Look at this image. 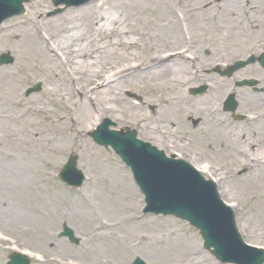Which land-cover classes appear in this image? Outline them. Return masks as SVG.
Instances as JSON below:
<instances>
[{"label": "rangeland", "instance_id": "rangeland-1", "mask_svg": "<svg viewBox=\"0 0 264 264\" xmlns=\"http://www.w3.org/2000/svg\"><path fill=\"white\" fill-rule=\"evenodd\" d=\"M54 1L31 0L24 6L23 15L9 19L0 27V55L8 53L13 59L10 65L0 66V111L8 116L0 124L4 126L0 129V163L3 154L11 157L16 163L13 166L22 171L23 182L31 193L25 190L16 200L11 190L0 188V234L7 239L0 240V264H6L12 252L28 253L30 264H50L40 261L42 256L48 255L67 256L70 257L68 262L75 260L76 264H131L136 258L146 264H218L203 249L198 231L186 222L169 216L142 215L143 196L133 182L129 168L110 148L95 144L89 135L105 119L113 123L110 130L128 128L137 133L138 139L153 144L154 140L150 136L145 137L144 133L155 123L164 124L165 127L168 125L167 130L171 134L166 137L171 138V141L166 144L178 154L182 155V150L189 149L188 152L200 160L219 164L226 177L222 185L218 181L217 189L229 193L220 196L226 204L232 206L239 233L245 242L264 248V196L254 190L257 182L264 184V172L254 167L256 163L248 159V155L259 156L261 153L247 146L245 153L235 155L232 148L221 149L213 140V145H203L205 137L201 131L205 121L203 123V115L194 105L209 95L211 99L220 101L221 106L232 92H236L235 98L241 100L246 95L244 87L238 88L232 83L242 78L239 72L242 69L235 71L232 74L234 77L227 78L213 72L212 68L243 59L246 50H260L262 47L264 50V0H152L157 1L159 8L165 9L167 2H170L171 8L179 10L177 17L181 19V24L184 19L183 36L181 32L179 36L169 33L168 29L173 28L172 25H179L178 20L171 15L161 16L159 9L151 12L148 10L149 5L147 11L128 9L121 7L122 3L113 5L112 0H106L109 3L104 5L103 11L116 18L122 15L131 24L137 23L139 28L138 33L130 36L138 43L137 47L131 49L132 53L116 51L106 59L113 67L123 65L127 55L132 60H144L146 55L157 48L178 49L185 40H189L194 60H182L180 63L193 74L195 72L192 67L200 69V74H196L194 79L197 84L186 90V103L195 109L186 107L182 113L174 111V107L166 105L167 98L160 92L161 86L156 87L157 80L143 83L140 78L145 71H137L119 81L120 85H124L121 99L125 104V115L120 117L121 120L104 115L97 126L80 130L72 136H66V133L55 127L64 117L60 105L69 104L72 99L69 82L57 60L49 56L40 58V53L44 52L35 50L36 45L41 49L37 43L31 44V28L25 25V20L41 15L44 21H51L48 29L57 31L58 34L53 37L59 38L65 25L80 21L83 16L79 13L81 8L98 4L101 0L68 8L59 15L47 17L54 10ZM178 2L188 4L181 6ZM124 3L129 2L124 0ZM207 3L215 4L208 7L213 8V11L190 15L191 8H199ZM222 3H227V7L232 9L230 14L222 13ZM147 19L153 25H147ZM233 26L234 29L229 28ZM10 34H20L21 38L29 36L30 39L22 44L15 41L13 48ZM190 72L184 71L183 75L189 78ZM37 84L40 85L39 91L26 96L28 89ZM205 84L208 85L206 94H190V90ZM56 90L57 94L54 92ZM75 97L79 99L81 94ZM17 102L20 103L18 106ZM243 103L239 107L240 111L255 110L246 108ZM181 122L186 123L187 127ZM152 132L157 135L154 126ZM27 133L37 134L39 140L31 141ZM187 138L193 139V143H187ZM166 144L164 150L169 154L171 151ZM71 156H77L76 166L86 177L78 190L66 187L58 178ZM245 168L249 170L246 169L242 176H238L237 172ZM11 180L15 184L16 179ZM130 186L131 191L128 189ZM27 214L40 218L46 214L48 218L29 223L26 217H22ZM134 215L136 219L132 218ZM82 219L87 221L83 222ZM108 222L115 224L116 230L102 231V238L90 240L93 226L97 223L106 225ZM31 225H37V231L42 234H25L26 227ZM62 225L73 231L74 237L78 239L76 243L59 237ZM242 225H245V229L241 228ZM112 235H116L120 241L119 245L113 243L117 250L110 255L102 244L103 240H109L108 236ZM129 245L132 246L126 247Z\"/></svg>", "mask_w": 264, "mask_h": 264}, {"label": "bare ground", "instance_id": "bare-ground-1", "mask_svg": "<svg viewBox=\"0 0 264 264\" xmlns=\"http://www.w3.org/2000/svg\"><path fill=\"white\" fill-rule=\"evenodd\" d=\"M127 1L129 3H124V0H112L111 2L113 5L122 3L121 7L128 9L134 8L135 10L140 11H147L148 5V10L151 12H156L159 9L161 16L171 15L178 20L179 25H172L173 28H170V30L168 29L169 33L174 36H179L180 32L182 33L184 19H182L181 24V19L177 17L179 10L171 8L170 2H167L165 9H162L159 8L157 1L147 0L149 2L144 1L145 3L141 0ZM106 3V0H101L98 4H90L81 8L79 13L83 16L80 17V21L65 25L63 31L59 30V32L61 31L59 33V38L53 37V35L58 34L57 31H54L52 28L51 30L48 29L51 21H44L41 15L29 17L25 20V25L31 28L30 34L32 37L30 38L34 41H31V44L35 45L37 43L38 46H41V49H38L36 45L35 50H43L44 52L40 53V58L44 59L46 56H49L51 59L57 60L61 71L69 82L68 89L72 94V99H70L69 104L64 103L60 105L64 117H62V120L59 123L55 124L56 129L60 130L62 133H66V136H72L83 129H92L99 124L101 117L104 115H109L120 121V117L125 115V104H123L121 99L124 85H120L119 81L121 78L127 77L137 71H145L140 78V81L143 83L149 84L156 82L157 80L156 87L161 86L160 92L165 98H167L166 105L174 107V111L182 113L186 107L195 109V107L192 108V106L190 107L186 103V90L197 84L194 79L200 74V69L198 70L196 68V70L195 67H192V71L195 72L193 74V72H190L189 68L186 69L185 65L180 63L182 60L186 61L193 57V55L191 57L189 51H187V53H181L183 52L181 50L189 47V40H185L182 43L183 45L178 49H176V47L157 48L149 55H146L144 60H132L130 56L127 55L125 58L127 61L123 65L113 67L112 64H108L109 61H106V59L112 57L116 51L123 50L126 54L132 53L133 51L131 49L137 47L138 43L130 36L138 33L139 28L137 27V23L131 24L127 19H123L122 15L116 18L115 15L103 11V7ZM177 4L186 6L188 3L178 2ZM226 4L227 3L220 4V9L224 15H228L232 12V9L228 8ZM212 6H215V4L207 3L199 8H191L189 13L190 15L195 16L194 14L211 12L214 9L208 7ZM229 6L232 7L231 4ZM146 24L153 25V22L150 19H147ZM82 26L83 29L81 28ZM245 26L249 27L248 24ZM229 28L234 29L235 26ZM19 35L20 34H12L10 36V43L14 45L13 48L15 47V41L22 44L21 42H27L26 40L29 38V36L21 38L22 35ZM164 35L166 37L167 33ZM191 43L193 42L191 41ZM187 70L191 73L189 78H186L183 75L184 71L186 72ZM54 92L56 94L58 93L57 90ZM79 93L81 94V98L77 99L75 96ZM210 97L211 95L194 104L196 105V110L203 115V120L207 123V126L209 128H214L211 129L212 132L209 134L212 133V136L216 137L215 143H218L221 149L232 148L235 155L245 153V148L250 144V137L241 130L230 127L225 128L224 126L227 123V119L220 109V101L211 99ZM252 99H254V97L250 96V99L248 100L247 98L246 100L250 101ZM18 104L20 103L17 102L16 105L18 106ZM126 107L129 108L128 105ZM7 118L8 116L0 111V124L2 120H6ZM181 124L186 125L187 127L186 123L181 122ZM153 126L157 135L152 132ZM153 126L149 127L147 133H144L145 137L150 136L152 140H154V144L164 147L165 143L161 139V136L171 134V131L167 130L168 125L165 127L164 124L155 123ZM3 127L4 126L0 125V129ZM5 128L8 127L5 126ZM27 134L31 141L39 140L37 134ZM256 151L261 153L260 149ZM251 157H253V154L250 156L248 155V158ZM1 158L0 188L6 187L11 190V192L14 193V198L17 200L19 195H23L22 192L28 190L25 182H23L22 171L17 169L16 166H13L16 163L11 160V157L8 155L3 154ZM197 168L202 170L200 166ZM261 168L263 169L264 167ZM12 178L16 179L17 182L14 181L15 184H12ZM223 181L224 179L221 178V185ZM128 189L131 191V186L128 187ZM254 190L256 191L255 193L258 192L260 195L264 196L263 183L257 182L254 184ZM226 192L227 191L224 189L219 190L221 196L229 195V193L227 194ZM28 193L31 194L29 190ZM238 209L237 206L236 210ZM22 217H26L25 220L29 223L32 221H42L48 218L46 214H44V218L43 216L40 218L39 216L34 217L28 214L22 215ZM132 218L136 219L137 216L134 215ZM82 220L83 222L87 221V219ZM29 223H27V225H29ZM33 227L34 226L26 227L27 230H25L24 233H35L34 235H37L38 233H40V235L42 234L41 231H37L39 230L37 225H35L34 228ZM241 228L245 229V225H242ZM105 230H116V225L109 222L106 225L95 224L89 235L90 240L95 241L96 239L102 238L104 235L102 231ZM105 236H107V234H105ZM108 238L109 240L106 239L108 243H106V240H103L102 246L105 247L110 255H113L117 250V247L114 246L113 243L119 245L118 242L120 240L116 235L108 236ZM130 246L132 245L126 247ZM41 258V262L50 264L77 263L75 260L68 262L70 257L63 255H48L46 257L42 256ZM78 264L84 263L80 262Z\"/></svg>", "mask_w": 264, "mask_h": 264}, {"label": "water", "instance_id": "water-1", "mask_svg": "<svg viewBox=\"0 0 264 264\" xmlns=\"http://www.w3.org/2000/svg\"><path fill=\"white\" fill-rule=\"evenodd\" d=\"M30 0H0V24L23 13V3ZM88 0H81L82 3ZM60 3L56 2L55 5ZM66 6L72 1L63 0ZM13 62L9 54L0 56V66ZM40 85L26 92H38ZM110 122L104 120L97 131L90 134L100 146H111L134 174L145 196V212L171 215L189 222L199 230L204 248L221 263L263 264L264 252L245 245L236 229L231 210L219 200L213 183L202 180L192 168L180 161H167L147 146L135 141V133L108 131ZM77 157L71 156L59 177L67 185L80 187L84 177L76 169ZM62 236L76 242L72 231L63 226ZM7 264H28L26 258L10 256ZM133 264H143L137 259Z\"/></svg>", "mask_w": 264, "mask_h": 264}, {"label": "flooded vegetation", "instance_id": "flooded-vegetation-1", "mask_svg": "<svg viewBox=\"0 0 264 264\" xmlns=\"http://www.w3.org/2000/svg\"><path fill=\"white\" fill-rule=\"evenodd\" d=\"M263 54V47L260 50H246V55L243 58L246 65L244 68H242L241 71H239L241 72L240 75L242 76V78L232 82L235 87L236 83L240 81H247L250 83V85L243 88V90L246 91V95L242 97V100H244L245 102L243 103L241 99L235 98L237 102L238 113H229L230 115H228V113L222 112L227 119V123L224 127H230L234 129L237 128V130H241L242 132L247 134L248 137H250L251 140L249 146L251 147V149H260L262 152L264 151V64H261V56ZM234 76L232 75L231 77ZM231 94H234V97H236V92H232ZM250 96L254 97V99L248 101L250 99ZM247 98L248 100H246ZM242 103L246 108L255 110L240 111L239 107ZM259 108L260 110H258ZM221 109L223 110V105L221 106ZM240 116H242L243 118H241ZM238 125L242 128L239 129ZM202 128V131H200L203 132V136L205 137V139H203L204 144H200L207 145L209 147L210 144H214L216 139L215 136H212V133L209 134L210 132H212L211 129L214 128H209L206 122L204 123V127ZM190 141L192 144L193 139L190 138ZM215 144L217 146H220L218 145V143Z\"/></svg>", "mask_w": 264, "mask_h": 264}]
</instances>
